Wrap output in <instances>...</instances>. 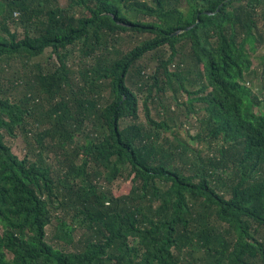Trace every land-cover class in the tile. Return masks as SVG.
Masks as SVG:
<instances>
[{"label":"trees","instance_id":"obj_1","mask_svg":"<svg viewBox=\"0 0 264 264\" xmlns=\"http://www.w3.org/2000/svg\"><path fill=\"white\" fill-rule=\"evenodd\" d=\"M258 47L264 0H0V264H264Z\"/></svg>","mask_w":264,"mask_h":264},{"label":"rangeland","instance_id":"obj_2","mask_svg":"<svg viewBox=\"0 0 264 264\" xmlns=\"http://www.w3.org/2000/svg\"><path fill=\"white\" fill-rule=\"evenodd\" d=\"M60 1L62 5H66L68 3V0H60ZM144 19L149 20L148 17H145ZM121 37H122L123 46L129 47V46H133L139 40H142L144 38V35H134L133 33L129 32V33H123ZM50 56H51V49H48L46 53L39 58V60L43 62L44 66L53 65L57 63V58L55 56H52V57ZM251 56L253 60V70H254L253 78L254 79H252L253 81L250 84L254 92H259V90L262 88V85L264 83V78H261V68H260V66L264 64V47H258V49L255 52H253ZM146 61H144L147 66L146 71L148 73H152L155 70L156 63L150 62L148 60ZM12 64L13 65L11 67L6 68L5 73L1 74V79L3 78L1 85L4 87V91H6L5 93H7V95H11L15 98L21 99L23 98L25 94L24 93L25 90L23 88L12 90L13 83L11 82L14 72L20 70L21 63L19 61H15V62H12ZM183 100H184V97L183 95H181L179 101L182 103ZM169 106H171L170 107L171 111L175 112L176 116H178V121L180 120L184 121L186 123V126L190 129L191 134H193L196 130L195 126L197 124V121L194 118V116H192L191 114H187V112L185 111V107L183 105H181L180 107H177L175 104H171V105L169 104ZM158 110L163 112L160 107L159 109H157L155 106L153 107L154 114H158ZM141 114L144 116L143 110L141 111ZM6 142L8 143V145L12 147L16 155H18L20 158H25V156L27 155V149H26V143L23 137L19 136L18 138H12L11 136H7ZM200 147L205 150V145L201 144ZM132 185H133L132 180H126L125 178L121 177V178H118L112 184H108V187L111 188V190L114 191V193L116 194H121V193L123 194V193H128ZM55 225L56 223H54V225L50 226L48 229L50 241H51V237L53 233L55 232V227H56ZM80 234L81 233H79L78 235Z\"/></svg>","mask_w":264,"mask_h":264},{"label":"water","instance_id":"obj_3","mask_svg":"<svg viewBox=\"0 0 264 264\" xmlns=\"http://www.w3.org/2000/svg\"><path fill=\"white\" fill-rule=\"evenodd\" d=\"M182 32V30L180 29V30H178V31H176L174 34H179V33H181Z\"/></svg>","mask_w":264,"mask_h":264}]
</instances>
